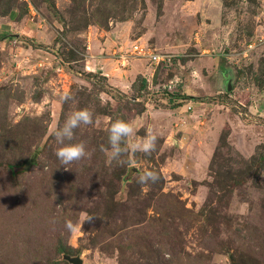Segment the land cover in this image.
<instances>
[{
	"label": "rangeland",
	"instance_id": "1",
	"mask_svg": "<svg viewBox=\"0 0 264 264\" xmlns=\"http://www.w3.org/2000/svg\"><path fill=\"white\" fill-rule=\"evenodd\" d=\"M80 108L66 169L50 130ZM116 119L155 150L109 162ZM74 256L264 264V0H0V264Z\"/></svg>",
	"mask_w": 264,
	"mask_h": 264
},
{
	"label": "clouds",
	"instance_id": "2",
	"mask_svg": "<svg viewBox=\"0 0 264 264\" xmlns=\"http://www.w3.org/2000/svg\"><path fill=\"white\" fill-rule=\"evenodd\" d=\"M71 99V94L68 92L63 93L61 96V100L64 102ZM94 123L93 112L88 108H80L67 115L61 125L54 126L50 130V135L57 144L54 154L60 162V165H63L67 169V165L91 155L84 142L74 141V135L75 130L79 129L81 126L93 125ZM106 131L108 134V147L104 148L102 146L101 150L106 153L109 162L116 161L117 163L123 164L126 161L122 159V157L128 152L151 154L156 148L158 136L152 130H148L142 139L133 140L129 143V138L133 137L135 132L134 126L129 121L116 119L110 123ZM160 178L157 171L145 169L143 173L137 177V183L148 185L149 183L157 182ZM94 219L95 216L92 215L85 218L88 222H92ZM65 228L71 232L75 230V225L72 221L66 220Z\"/></svg>",
	"mask_w": 264,
	"mask_h": 264
},
{
	"label": "water",
	"instance_id": "3",
	"mask_svg": "<svg viewBox=\"0 0 264 264\" xmlns=\"http://www.w3.org/2000/svg\"><path fill=\"white\" fill-rule=\"evenodd\" d=\"M30 160H31V161H34V155L31 157ZM68 259H69V261H71V262H73V263H75V264H81V263H82L81 259H80L79 257H77V256H74V257H68Z\"/></svg>",
	"mask_w": 264,
	"mask_h": 264
},
{
	"label": "built area",
	"instance_id": "4",
	"mask_svg": "<svg viewBox=\"0 0 264 264\" xmlns=\"http://www.w3.org/2000/svg\"><path fill=\"white\" fill-rule=\"evenodd\" d=\"M150 56V58L155 62L161 61L163 59V57L159 54H150Z\"/></svg>",
	"mask_w": 264,
	"mask_h": 264
},
{
	"label": "trees",
	"instance_id": "5",
	"mask_svg": "<svg viewBox=\"0 0 264 264\" xmlns=\"http://www.w3.org/2000/svg\"><path fill=\"white\" fill-rule=\"evenodd\" d=\"M31 161V160H30Z\"/></svg>",
	"mask_w": 264,
	"mask_h": 264
}]
</instances>
